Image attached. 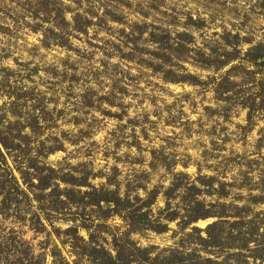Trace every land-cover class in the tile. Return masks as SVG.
<instances>
[{
    "label": "rangeland",
    "instance_id": "374dc122",
    "mask_svg": "<svg viewBox=\"0 0 264 264\" xmlns=\"http://www.w3.org/2000/svg\"><path fill=\"white\" fill-rule=\"evenodd\" d=\"M24 2L0 0V114L5 115L7 125L8 120L16 119L9 110H22L19 120L24 125L23 133L31 137L39 161L78 176L79 172H90L94 176L88 181L95 187L106 185L115 175L121 192L125 181L137 174L141 175L137 182L151 190L168 187L173 174L185 172L192 178L214 176L231 185L225 187L226 199L207 190L202 192L201 199L207 202L219 200L243 206L250 194L260 195L259 184L264 187V114L257 113L247 130V109L218 100L213 84L203 88L165 82L161 73L137 61L136 56L162 64L148 53L159 50L148 35L154 31L165 36L161 33L164 29L173 36L178 31L188 32L195 47L218 46L224 30L251 40L252 44L240 45L243 51L257 42L264 43V0H57L56 8L64 13L67 24L54 15L40 24L31 17L30 10L36 3ZM74 18L76 24H89L79 31L74 28ZM137 48H142L141 52ZM180 63L203 81L211 76L218 78L226 70L216 72L214 67L187 60ZM163 66L168 68L166 63ZM172 68L182 71L176 65ZM10 94L19 97L15 104ZM28 112L39 119L34 132L26 117ZM8 163L13 167L9 157ZM14 174L22 184L20 174ZM58 182L61 188L68 186ZM136 192L145 196L142 188ZM31 203L25 206L24 222L15 219V212L6 218L0 214L5 232H18L34 247L35 254H45L47 264L52 263L53 250L72 262L71 234L65 231L79 226V235L88 239L81 224L85 220L92 224L90 209L66 206L51 213L50 222L42 217L46 229L36 232L38 223L30 217L34 211L39 212L38 202ZM164 206L160 194L153 210ZM250 208L253 215L264 213V203ZM216 219H200L184 229L176 220L168 222L167 232L132 233L130 238L138 246L152 247L154 254L186 248L196 249L202 256L234 260L231 254L237 249L202 250L192 240L187 242L185 234L193 227L204 230ZM234 220L229 218L225 227L231 228ZM106 224L98 240L111 248L116 226L123 230V223L113 216ZM202 235L206 236L205 232ZM241 260L246 261L243 257ZM247 262L258 263L249 258Z\"/></svg>",
    "mask_w": 264,
    "mask_h": 264
},
{
    "label": "trees",
    "instance_id": "16d2710c",
    "mask_svg": "<svg viewBox=\"0 0 264 264\" xmlns=\"http://www.w3.org/2000/svg\"><path fill=\"white\" fill-rule=\"evenodd\" d=\"M24 1V4H33L31 1L36 3V8L30 10L31 17L34 20H40V24L48 22L52 15L56 20L67 24L64 13L61 14L56 8L57 0L55 2L52 0ZM74 19V28L79 31L82 30V26L89 24V22L76 24V18ZM113 19L120 20L118 16H114ZM189 21L190 23L193 21L192 25H194L195 21L191 17ZM50 31L52 32L53 29ZM161 33L166 34L159 36L160 32L157 34L151 31L148 35L150 43L160 51L147 50L158 61L168 64V68H165L163 63L155 64L140 58L139 54L136 56L137 61L154 72L161 73L165 82L200 85L203 88L213 84L212 91L218 100L232 102L247 109V126H245L247 130L253 126L257 113L264 114L263 42H257L243 51L239 48L240 45L252 44L251 40L224 30L219 34L218 46L204 48L195 47L194 38L188 32L178 31L173 36L164 29ZM137 50L141 52L142 48ZM193 51L194 53L190 54ZM125 57L131 59V56ZM183 60L203 67H214L216 72L226 70L218 78L211 76L208 81H203L187 72L180 63ZM173 65L178 66L182 71L174 70ZM236 77L240 79H234ZM24 94L27 92L25 91ZM9 97L14 98L13 104L19 99L18 96L11 94ZM9 111L16 119L8 120L7 125L4 124L5 115L0 114V214L6 218L11 216L12 211L15 212L16 220L24 222L25 206H31V201L35 200L38 202L36 208L39 212L31 213L30 220L34 219L38 223L36 232H42L46 229L42 217L50 222V214L61 211L66 206L75 205L82 210L89 208L92 212V224H87V220L82 221L81 224V227L87 231L88 239L79 235V226L70 227L65 231L71 234V253L75 256L72 262L61 252L53 250L51 264H250L247 262L248 258L258 262L257 264H264V213L253 215V211H250L252 205L264 203V187L260 184V195L250 194L246 205L243 206L233 202L219 200L207 202L201 199L202 192L206 190L209 194H216L219 198L226 199L228 194L225 187L231 185L217 180L214 176L198 175L192 178L185 172L173 174L166 188L155 186L151 190H146L137 182L139 181L137 177L141 176L138 174L133 180L125 181V190L122 192L120 184L115 180V175L108 178L106 185L95 187L88 181L94 176L90 172H79L78 176L72 171L62 172L44 161H39L34 154V147L31 146V137L23 133L24 125L19 120L23 117L22 110L13 107ZM26 117L34 132L38 127L37 115L28 112ZM261 141L262 137L259 139V142ZM39 155L42 154L39 153ZM8 157L11 158L13 167L9 165ZM14 171L20 174L25 188L22 187ZM58 181L68 186L61 188ZM216 184L217 188L214 187ZM110 185H114L115 188L110 189ZM82 187L86 189L82 190ZM140 188L145 192L144 197H141L138 192L135 193ZM160 194L164 197L165 206L154 211L153 206ZM22 206L24 208H21ZM113 216H118L122 220L123 230L116 226L117 232L112 236L111 248H106L99 242L98 235L105 231L108 227L106 220ZM250 216L252 218H248ZM210 217L217 219L204 230L193 227L191 233L185 234L187 242L193 241L194 244L201 246L202 250L237 249V252L231 254L234 260H229L228 257L218 260L202 256L196 249L187 251L186 248L154 254L152 247L138 246L130 238L132 233L167 232L170 230L168 222L177 220L178 226L184 229L200 219ZM229 218L236 220L231 224V228H226ZM91 225H94L93 229ZM236 226L239 228L236 229ZM55 231L58 232L56 229ZM202 232H205L206 236H203ZM241 257L246 261L242 262ZM0 264H47V262L45 254H35L34 247L18 232L15 230L5 232L0 221Z\"/></svg>",
    "mask_w": 264,
    "mask_h": 264
}]
</instances>
